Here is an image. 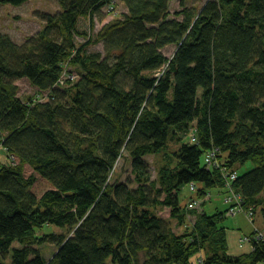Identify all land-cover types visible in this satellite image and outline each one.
<instances>
[{"label": "trees", "instance_id": "obj_1", "mask_svg": "<svg viewBox=\"0 0 264 264\" xmlns=\"http://www.w3.org/2000/svg\"><path fill=\"white\" fill-rule=\"evenodd\" d=\"M117 1L126 12L92 35ZM171 1L59 0L20 44L0 28V146L11 161L0 162V264H193L204 249L203 264H264L256 230L248 253L229 252L226 210H193L182 233L158 215L168 207L181 226L183 186L202 198L234 170L235 203L264 216V0H180L173 17ZM97 43L104 53L89 51ZM22 78L37 95H18ZM159 153L154 179L146 156ZM120 160L125 181L113 179ZM50 224L66 232L40 233ZM45 243L57 247L50 259L36 247Z\"/></svg>", "mask_w": 264, "mask_h": 264}, {"label": "rangeland", "instance_id": "obj_2", "mask_svg": "<svg viewBox=\"0 0 264 264\" xmlns=\"http://www.w3.org/2000/svg\"><path fill=\"white\" fill-rule=\"evenodd\" d=\"M186 6L194 7L196 6L201 7L207 0H185ZM61 10L59 6V0H29L19 6H15L12 4H0V28L3 32L7 33L12 37V39L16 42L23 43L25 39L31 37V35H35L41 30V27L44 25V20L40 17L41 13L43 12H50L56 13ZM182 10L181 1L180 0H172L170 4V12L172 13V17L175 16L176 12ZM126 12L125 6L118 2L115 5V8L112 10L109 5H106L96 16V23H95V30L91 32L92 35H95L98 30H100L104 24L108 21L113 20L114 18H118L122 16V13ZM79 27L81 31L89 30V20L87 18L81 19L79 23ZM87 35L78 36L77 42L84 43L86 42ZM89 51L95 52L97 50L105 52V48L102 43H97L90 45L88 47ZM176 49V45H170L163 48V52L166 56L172 57ZM16 84L19 85L20 90L18 95L21 96L22 99H26L29 96L37 95V88L32 86L26 78H22V80L15 81ZM190 136L186 138L189 140ZM171 150H176V144H171ZM4 151V149H0ZM7 157V156H5ZM208 156L206 157V161ZM3 157L0 155V161ZM146 159L151 166L152 177L155 179L157 176V170L160 165L164 164L166 161L164 153H159L156 155H148ZM7 160V158L3 161V163ZM1 161V163H2ZM252 163L247 164L244 168H239V172H245V170L252 168ZM116 174L114 175L113 179L118 177L125 181L128 177H131V167L129 162L120 160L116 165ZM226 169H223L225 172ZM234 170L229 177H226L223 186L213 187L209 189L204 197L197 196V190L201 186H197V189L190 184L183 186L179 198L181 199V204L188 208V214L186 216V223L182 224L181 226L177 225V220L170 217L171 209L168 207H161L158 209V215L163 217L164 219L168 220L169 223L172 224L174 231L177 233H182L188 227H191L195 221L197 220L198 213L203 212V210L208 215H214L217 211L224 212L225 211V219L222 221L221 226L227 229V239H228V250L231 254L237 255L242 253H248L251 250L252 243H250V235L255 232L257 234L263 233L264 234V216H262L261 211H258L255 215L254 220L251 219L243 210L242 203H235L237 199H239L238 193L235 189L232 188V175ZM115 180V179H114ZM231 202V203H230ZM191 203L193 206L191 207ZM193 210H197L198 213L193 212ZM62 232H66V229L59 228L56 225H45L44 227L40 228V233H55L57 235L61 234ZM39 233V234H40ZM254 236V235H252ZM244 238L246 241L243 242L242 239ZM19 244H15L18 247ZM40 248L44 257L46 259H50L52 254L55 252L57 247L54 244L45 243L40 246H36ZM204 252L195 254L191 258V262L193 264H203L202 260L206 253ZM6 264L11 262L10 258L8 257L6 260H3ZM107 264H113L111 259L108 260Z\"/></svg>", "mask_w": 264, "mask_h": 264}, {"label": "built area", "instance_id": "obj_3", "mask_svg": "<svg viewBox=\"0 0 264 264\" xmlns=\"http://www.w3.org/2000/svg\"><path fill=\"white\" fill-rule=\"evenodd\" d=\"M60 82H61V83H64L62 80H60ZM193 139H194V138H193ZM0 148H2V146H0ZM2 149H4V148H2ZM213 155H214V153H212V152H211L210 154L207 155L209 158H207V161H206V162H207V164H209V167L212 165L211 163H212ZM7 159H8V158H7ZM5 162H9V163H11L10 159L6 160ZM233 173H234V174L232 175V180H233L235 177H237V173H236L235 171H234ZM225 174H226V176L229 177V176L231 175V172L226 171ZM190 185H192V186L194 187V189H197V186H196L195 183L190 182ZM190 205H191V207H192V206H193V203H191ZM250 215H251V213H250ZM254 238H255L256 240H260V239L264 240V234L258 232L256 235H254ZM240 239H242L243 242L246 241L244 238H240ZM249 239H250V242H251V241H252V238L249 237Z\"/></svg>", "mask_w": 264, "mask_h": 264}, {"label": "crops", "instance_id": "obj_4", "mask_svg": "<svg viewBox=\"0 0 264 264\" xmlns=\"http://www.w3.org/2000/svg\"><path fill=\"white\" fill-rule=\"evenodd\" d=\"M1 149V148H0ZM0 155L3 157V159L2 160H4V158L6 159L7 157H5V156H7V153H6V151H2V150H0ZM1 160V161H2ZM0 161V162H1ZM2 163H3V161H2Z\"/></svg>", "mask_w": 264, "mask_h": 264}]
</instances>
